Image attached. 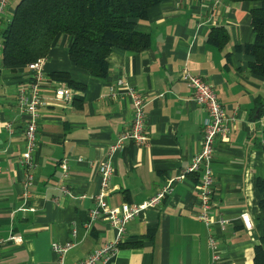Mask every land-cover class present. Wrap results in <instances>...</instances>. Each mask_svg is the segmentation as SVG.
<instances>
[{
    "label": "crops",
    "instance_id": "obj_1",
    "mask_svg": "<svg viewBox=\"0 0 264 264\" xmlns=\"http://www.w3.org/2000/svg\"><path fill=\"white\" fill-rule=\"evenodd\" d=\"M256 6L248 1L164 0L135 21V28L148 35L149 46L141 52L113 49L105 77L93 76L71 61V39L58 34L43 63L44 104L38 108L33 184L24 200L19 159L25 114L16 92L28 68L2 66L0 59V238L21 236L20 242H3L0 264H57L51 244L70 238L74 243L64 263L74 264L116 237L104 217L86 222L100 190L98 162L132 117L131 100L118 78L143 94L148 138L141 145L126 141L114 153L107 201L141 202L168 177L183 175L161 202L126 224L118 248L96 264H253L254 246L263 232L259 200L264 184V75L251 70L253 57L244 45L253 40L250 12ZM14 7L9 5L6 21ZM214 27L228 33L222 48L208 41ZM181 68L204 77L226 111L236 114L228 139H217L212 160L210 215L227 218L223 229L209 227L195 215L198 172L184 170L200 148L205 110L191 99ZM56 72L67 73L77 85ZM62 85L71 88L68 98L55 95ZM62 160L67 164L64 174ZM57 184L67 190L53 186ZM242 211L248 212L251 228L244 226ZM210 230L219 237L220 257L214 262L207 244Z\"/></svg>",
    "mask_w": 264,
    "mask_h": 264
},
{
    "label": "built area",
    "instance_id": "obj_2",
    "mask_svg": "<svg viewBox=\"0 0 264 264\" xmlns=\"http://www.w3.org/2000/svg\"><path fill=\"white\" fill-rule=\"evenodd\" d=\"M8 0H0V52L2 48L1 32L7 21L4 18V8L7 6ZM45 57L28 62L25 66L28 68V73L25 81L20 85L16 92L17 103L25 114L22 134L24 138V148L20 154V164L23 166L22 177V198L23 200L29 195L30 186L33 184V161L32 152L37 146V123L39 117L38 108L44 104L41 96V85L43 82V63ZM180 77L186 82L191 90V99L202 106L205 110V116L201 127V145L191 157L190 163L186 166L185 172H198L197 178V194L198 208L196 218L203 221L207 226L217 224L220 229L225 227L227 218L217 213L214 217L210 215V209L214 205V173L212 169V160L215 150L216 141L218 138L222 140L228 139L232 125L236 119L235 112L229 113L217 96V92L210 83L201 75L193 74L187 68H181ZM118 86L126 87V94L129 96L132 103V117L129 127L120 132L114 140L108 143L105 156L98 162V172L100 175V190L94 195V204L88 210L87 225H90L93 220L102 216L107 222L115 228L116 237L105 241L89 252L84 258L78 260L74 264H96L101 259L105 258L114 252L122 240L126 230V224L133 219L139 211L149 206L156 205L163 200L173 190L176 180L182 177V173L176 176L168 177L163 184L156 189L150 196L141 202H121L118 205H111L105 195L108 192V183L113 174L114 166L112 157L114 153L121 148L126 141H132L135 144H144L147 141L146 133V112L145 99L143 94L125 84L122 78L117 79ZM111 93L116 94L114 87L111 86ZM71 94V88L62 85L55 89V95L58 98H68ZM62 174L67 170L65 160L60 163ZM1 168V167H0ZM60 186L64 190L67 188L61 184L53 185ZM21 209H25L21 207ZM241 220L246 228H251L252 222L247 211L240 213ZM71 235H76V228L73 227ZM5 240L20 242L21 236L10 233L6 238H0V246ZM219 237L216 232L210 230L207 235V244L212 250V261H216L219 257ZM74 243L70 238L64 242L53 241L51 246L53 251L58 255L57 264L64 263V254Z\"/></svg>",
    "mask_w": 264,
    "mask_h": 264
},
{
    "label": "trees",
    "instance_id": "obj_3",
    "mask_svg": "<svg viewBox=\"0 0 264 264\" xmlns=\"http://www.w3.org/2000/svg\"><path fill=\"white\" fill-rule=\"evenodd\" d=\"M164 0H19L1 32L2 66H25L45 57L58 34L70 39L69 58L93 76L108 73L107 57L115 49L141 52L149 46L147 34L135 28L136 19ZM255 2L251 14L253 40L244 51L253 57L250 68L264 75V0H227ZM228 40L224 27L212 28L208 41L222 48ZM69 84L77 85L67 73L56 72ZM260 184V183H259ZM259 200L263 212V232L254 246L253 264H264V184Z\"/></svg>",
    "mask_w": 264,
    "mask_h": 264
},
{
    "label": "rangeland",
    "instance_id": "obj_4",
    "mask_svg": "<svg viewBox=\"0 0 264 264\" xmlns=\"http://www.w3.org/2000/svg\"><path fill=\"white\" fill-rule=\"evenodd\" d=\"M19 0H8V4L7 6L4 8V12L9 16L10 15V12H9V5H16V3L18 2Z\"/></svg>",
    "mask_w": 264,
    "mask_h": 264
}]
</instances>
